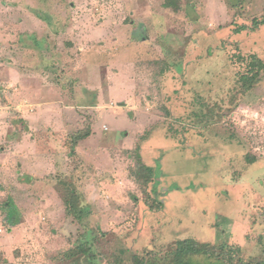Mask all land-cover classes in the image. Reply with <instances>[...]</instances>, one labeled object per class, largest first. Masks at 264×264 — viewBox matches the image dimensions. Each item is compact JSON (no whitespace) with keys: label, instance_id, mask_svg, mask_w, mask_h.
Returning a JSON list of instances; mask_svg holds the SVG:
<instances>
[{"label":"rangeland","instance_id":"rangeland-1","mask_svg":"<svg viewBox=\"0 0 264 264\" xmlns=\"http://www.w3.org/2000/svg\"><path fill=\"white\" fill-rule=\"evenodd\" d=\"M263 15L264 0H0V264H134L182 240L206 250L187 264L264 258V69L238 80L264 61Z\"/></svg>","mask_w":264,"mask_h":264},{"label":"trees","instance_id":"trees-1","mask_svg":"<svg viewBox=\"0 0 264 264\" xmlns=\"http://www.w3.org/2000/svg\"><path fill=\"white\" fill-rule=\"evenodd\" d=\"M175 3L176 2H174V4ZM169 4H167V7ZM260 26H264V15L261 18H253L252 26L250 28L254 30ZM261 69H264V61L259 58L256 54H250L247 63V70L244 73L240 74L238 78L243 90L248 91L253 88L255 83H257L260 79ZM88 134H90L89 128L77 131L73 137L76 140H79L87 137ZM130 154L134 162V166L131 169V175L135 179L136 183H138V186L141 188V190L147 193L148 186L156 180L155 169L152 166H149L144 163L140 154L139 146L132 150ZM247 158L250 163L255 162L254 156H248ZM145 201L151 209L160 208V202H149L148 199ZM178 243L179 247L171 251L168 255L164 256L163 258H161V256L157 258L156 255H152L151 257H148L146 259L134 256V264H187L189 256H191V254L202 251L206 252V250H203V248H201L200 245L197 244V242L195 243L192 240H182L178 241ZM86 250L88 249L85 248L83 245L79 244L74 248L67 250L64 253V256L68 259H73L79 257L83 252H86ZM215 255H219V259L223 260L225 264H264V258L244 260L239 255L237 249H234V247H222L220 250L215 251Z\"/></svg>","mask_w":264,"mask_h":264}]
</instances>
